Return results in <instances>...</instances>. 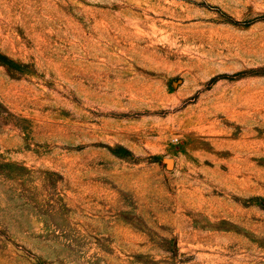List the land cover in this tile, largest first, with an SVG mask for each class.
I'll return each instance as SVG.
<instances>
[{
    "label": "rangeland",
    "instance_id": "374dc122",
    "mask_svg": "<svg viewBox=\"0 0 264 264\" xmlns=\"http://www.w3.org/2000/svg\"><path fill=\"white\" fill-rule=\"evenodd\" d=\"M0 264H264V0H0Z\"/></svg>",
    "mask_w": 264,
    "mask_h": 264
},
{
    "label": "trees",
    "instance_id": "16d2710c",
    "mask_svg": "<svg viewBox=\"0 0 264 264\" xmlns=\"http://www.w3.org/2000/svg\"><path fill=\"white\" fill-rule=\"evenodd\" d=\"M220 15L224 18L225 21L234 24V25H238L239 23L237 21H235L234 19H232L231 17L225 15L224 13H222L221 11H219ZM251 24V22H246L244 23V25H249ZM215 79H212V81H214ZM109 150L116 156H123L121 152H129L127 149L123 148V147H116V148H109Z\"/></svg>",
    "mask_w": 264,
    "mask_h": 264
},
{
    "label": "water",
    "instance_id": "95a60500",
    "mask_svg": "<svg viewBox=\"0 0 264 264\" xmlns=\"http://www.w3.org/2000/svg\"><path fill=\"white\" fill-rule=\"evenodd\" d=\"M165 162H166V164H167L168 167H171V164H172V161L171 160H166Z\"/></svg>",
    "mask_w": 264,
    "mask_h": 264
}]
</instances>
